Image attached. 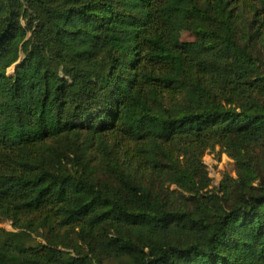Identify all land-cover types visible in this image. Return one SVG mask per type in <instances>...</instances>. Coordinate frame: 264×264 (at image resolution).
Segmentation results:
<instances>
[{"label": "trees", "instance_id": "trees-1", "mask_svg": "<svg viewBox=\"0 0 264 264\" xmlns=\"http://www.w3.org/2000/svg\"><path fill=\"white\" fill-rule=\"evenodd\" d=\"M0 264H264V0H0Z\"/></svg>", "mask_w": 264, "mask_h": 264}, {"label": "rangeland", "instance_id": "rangeland-1", "mask_svg": "<svg viewBox=\"0 0 264 264\" xmlns=\"http://www.w3.org/2000/svg\"><path fill=\"white\" fill-rule=\"evenodd\" d=\"M205 163L208 166L210 175L212 177V185H218L223 173L225 171L235 174L233 167V160L224 152H218V147L215 152L207 150L203 156ZM8 227L7 224H3Z\"/></svg>", "mask_w": 264, "mask_h": 264}]
</instances>
